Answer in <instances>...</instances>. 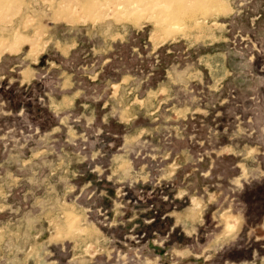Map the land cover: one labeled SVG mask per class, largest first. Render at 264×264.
Segmentation results:
<instances>
[{
	"label": "rangeland",
	"instance_id": "obj_1",
	"mask_svg": "<svg viewBox=\"0 0 264 264\" xmlns=\"http://www.w3.org/2000/svg\"><path fill=\"white\" fill-rule=\"evenodd\" d=\"M188 1L0 0V264H264V0Z\"/></svg>",
	"mask_w": 264,
	"mask_h": 264
},
{
	"label": "bare ground",
	"instance_id": "obj_2",
	"mask_svg": "<svg viewBox=\"0 0 264 264\" xmlns=\"http://www.w3.org/2000/svg\"><path fill=\"white\" fill-rule=\"evenodd\" d=\"M135 2V1H134ZM192 3V1L191 0H189L188 2H186V4H191ZM120 4V3H119ZM118 4V5H119ZM192 5V6H191ZM189 7H191V9H195V6H197V5H195V3H193V4H191ZM220 5V4H219ZM212 6H214V5H212ZM123 7H124V5H123ZM116 8V7H115ZM136 9V8H135ZM220 10V9H219ZM217 12V11H216ZM198 20L199 19H197V18H194V22H198ZM174 24H171V26L170 27H174L173 26Z\"/></svg>",
	"mask_w": 264,
	"mask_h": 264
}]
</instances>
